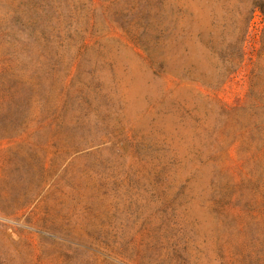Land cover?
I'll list each match as a JSON object with an SVG mask.
<instances>
[{"label":"rangeland","instance_id":"1","mask_svg":"<svg viewBox=\"0 0 264 264\" xmlns=\"http://www.w3.org/2000/svg\"><path fill=\"white\" fill-rule=\"evenodd\" d=\"M262 11L0 0V264H264Z\"/></svg>","mask_w":264,"mask_h":264},{"label":"trees","instance_id":"2","mask_svg":"<svg viewBox=\"0 0 264 264\" xmlns=\"http://www.w3.org/2000/svg\"><path fill=\"white\" fill-rule=\"evenodd\" d=\"M258 8V7H257ZM260 10H262V9H260ZM262 13L264 14V11H262ZM255 14V13H254ZM246 49H245V47L243 48V51H242V53H243V58H245V55H246ZM244 60V59H243Z\"/></svg>","mask_w":264,"mask_h":264}]
</instances>
